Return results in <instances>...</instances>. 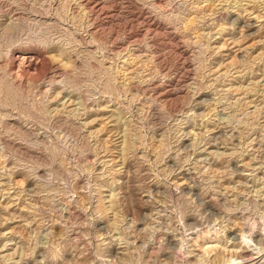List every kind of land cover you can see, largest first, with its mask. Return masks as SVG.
I'll list each match as a JSON object with an SVG mask.
<instances>
[{
  "label": "rangeland",
  "instance_id": "1",
  "mask_svg": "<svg viewBox=\"0 0 264 264\" xmlns=\"http://www.w3.org/2000/svg\"><path fill=\"white\" fill-rule=\"evenodd\" d=\"M264 260V0H0V264Z\"/></svg>",
  "mask_w": 264,
  "mask_h": 264
},
{
  "label": "bare ground",
  "instance_id": "2",
  "mask_svg": "<svg viewBox=\"0 0 264 264\" xmlns=\"http://www.w3.org/2000/svg\"><path fill=\"white\" fill-rule=\"evenodd\" d=\"M238 263H240L239 261H233V262H231L230 264H238ZM258 264V263H257ZM259 264H264V260L263 261H261Z\"/></svg>",
  "mask_w": 264,
  "mask_h": 264
}]
</instances>
